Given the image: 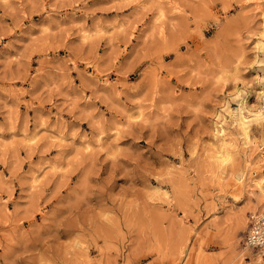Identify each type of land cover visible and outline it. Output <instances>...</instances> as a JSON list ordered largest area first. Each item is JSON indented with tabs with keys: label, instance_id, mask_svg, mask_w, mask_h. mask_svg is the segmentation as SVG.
Masks as SVG:
<instances>
[{
	"label": "rangeland",
	"instance_id": "obj_1",
	"mask_svg": "<svg viewBox=\"0 0 264 264\" xmlns=\"http://www.w3.org/2000/svg\"><path fill=\"white\" fill-rule=\"evenodd\" d=\"M263 22L264 0H0V264H264Z\"/></svg>",
	"mask_w": 264,
	"mask_h": 264
},
{
	"label": "bare ground",
	"instance_id": "obj_2",
	"mask_svg": "<svg viewBox=\"0 0 264 264\" xmlns=\"http://www.w3.org/2000/svg\"><path fill=\"white\" fill-rule=\"evenodd\" d=\"M257 48H258L259 51H263V48L264 47H263V41L262 40H259L258 41ZM244 105L245 104H244L243 99H242L241 102H240V106L237 108V112H236V115H235V121H236V124L238 125V127L240 128V130L242 131L243 139L245 140V142L247 144H252L251 146H254L253 145L254 143L252 142L251 138L249 137V124H250V121H251V117H250V115H248V114L245 113ZM260 107L261 108L258 111H255L254 112V115L257 118H259V117L263 118L264 117V101L262 102V105ZM226 133H228V132H226ZM230 138H229V140H226V138L224 137V135H221V136H219L217 138V144L216 145H217L218 149H217L216 159L218 161H223V160H228L229 159V157H230V155L232 153L231 152L232 151L231 149L233 147V142H231L232 139L230 140ZM255 149H256V147H255ZM252 150H254V149H252ZM261 165H262V163H261ZM262 166H264V165H262ZM260 177H258V178H260ZM261 178L264 180V175ZM259 182H260V180H259ZM261 182H262V180H261ZM263 185H264L263 182L261 184L258 183V185H257L258 188L257 189H259V193H260L261 196H258L257 199H256V201L253 204L248 205L247 206V208H248L247 210L257 211V213L259 212L258 214H261V213L264 212V186ZM259 193H258V195H259ZM244 208H246V206ZM239 212H238L239 214L237 213L238 215H237L236 218L239 220V223H241V224L243 223L244 224V222H245L244 213L245 212H243V213H242V211H239ZM253 214H256V213H253ZM250 215L251 214H249V216ZM248 221H249V217H248ZM239 223L237 225H239ZM248 225H249V222H248ZM247 229H248V226H247ZM244 240H245V238H244ZM245 245H246L245 248H249V249L251 248L252 250L255 251V249H253L251 246H249L247 244H245ZM255 254L256 255L258 254L257 260L258 261H261V258H263L262 254L259 253V252H256V251H255Z\"/></svg>",
	"mask_w": 264,
	"mask_h": 264
},
{
	"label": "built area",
	"instance_id": "obj_3",
	"mask_svg": "<svg viewBox=\"0 0 264 264\" xmlns=\"http://www.w3.org/2000/svg\"><path fill=\"white\" fill-rule=\"evenodd\" d=\"M245 233V244L251 246L264 257V213L251 214Z\"/></svg>",
	"mask_w": 264,
	"mask_h": 264
}]
</instances>
